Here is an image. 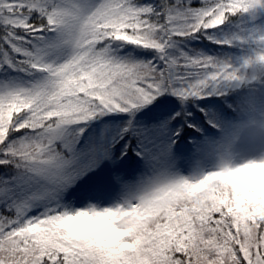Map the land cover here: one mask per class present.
Returning <instances> with one entry per match:
<instances>
[{"label": "trees", "instance_id": "trees-1", "mask_svg": "<svg viewBox=\"0 0 264 264\" xmlns=\"http://www.w3.org/2000/svg\"><path fill=\"white\" fill-rule=\"evenodd\" d=\"M74 1L0 0V78L24 84L0 94V264H67L26 225L43 191L34 177L83 175L95 139L119 166L114 175L129 179L154 146L212 137L240 109L264 115V40L253 38L262 33L264 0H94L83 23ZM85 50L108 58L122 76L71 94L67 70H76ZM204 182L218 190L180 182L153 198L130 218L124 241L193 214L197 237L165 248L151 264H264V218L236 211L229 174ZM203 197L213 203L209 213ZM44 203L64 211L63 199Z\"/></svg>", "mask_w": 264, "mask_h": 264}, {"label": "rangeland", "instance_id": "rangeland-1", "mask_svg": "<svg viewBox=\"0 0 264 264\" xmlns=\"http://www.w3.org/2000/svg\"><path fill=\"white\" fill-rule=\"evenodd\" d=\"M12 1L19 5L16 0ZM95 3L94 0L74 1L81 23L88 18L89 6H97ZM109 4V0H106L105 6ZM259 7L262 33L253 38L264 40V6ZM105 18L109 21L111 16L106 14ZM15 23L23 25V17L16 19ZM78 29L80 33L81 25ZM69 48L73 50L74 45L71 44ZM86 52L83 51L74 62L76 70L72 67L67 70V73L71 71V94L84 93L95 83L105 86L122 76L118 73L122 69L108 58H101L103 55L96 52ZM238 63H234V69L243 73L244 68H239ZM23 89L24 84L0 78V94ZM104 95L99 97L101 103L108 98L105 92ZM73 103L68 101L70 107ZM239 111L237 118L226 120L221 130L212 137L174 147L154 146L153 150L156 151L153 158L141 167L139 176L129 179L114 175L119 166L101 152L94 138L95 143L89 150L93 152L89 162L92 167L87 168L83 175L47 176L36 173L34 180L43 191L33 197L27 227L38 234L42 248L53 247L63 255L67 264H151V257L164 259L165 248L197 237L194 216H177V221H172L167 228L141 232L133 243L128 244L124 238L130 235V218L148 207L153 198L180 182H189L195 190H218L217 185L211 186L204 181L224 174L230 175L234 186L232 200L236 211L244 218H264V115L244 108L250 114L246 117L242 109ZM9 114L7 119L10 118ZM161 132L159 129L154 134ZM86 152L87 149L83 150L82 155ZM68 196L69 199H66ZM54 197L64 200L63 213L44 208V198L53 200ZM206 197L202 198L201 207L209 213L213 203H204ZM197 211L200 213L197 218L207 222L201 209ZM53 216L56 218L51 224L45 225L44 218Z\"/></svg>", "mask_w": 264, "mask_h": 264}]
</instances>
